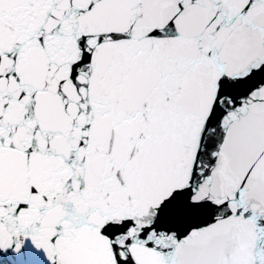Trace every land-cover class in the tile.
<instances>
[{
    "label": "snow or ice",
    "instance_id": "obj_1",
    "mask_svg": "<svg viewBox=\"0 0 264 264\" xmlns=\"http://www.w3.org/2000/svg\"><path fill=\"white\" fill-rule=\"evenodd\" d=\"M0 264H264V0H0Z\"/></svg>",
    "mask_w": 264,
    "mask_h": 264
}]
</instances>
